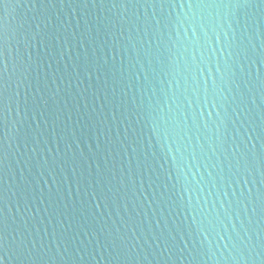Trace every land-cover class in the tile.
<instances>
[{
	"label": "water",
	"instance_id": "1",
	"mask_svg": "<svg viewBox=\"0 0 264 264\" xmlns=\"http://www.w3.org/2000/svg\"><path fill=\"white\" fill-rule=\"evenodd\" d=\"M2 264H264V0H0Z\"/></svg>",
	"mask_w": 264,
	"mask_h": 264
},
{
	"label": "snow or ice",
	"instance_id": "2",
	"mask_svg": "<svg viewBox=\"0 0 264 264\" xmlns=\"http://www.w3.org/2000/svg\"><path fill=\"white\" fill-rule=\"evenodd\" d=\"M4 31L3 28H0V133L3 131V124L5 121V107L3 102V95H4V81H3V73L6 64V54L4 50ZM3 139V136L0 135V140ZM3 156L0 154V161H2ZM7 237L5 235V231L2 226V220H0V251L3 250ZM2 264V261H0Z\"/></svg>",
	"mask_w": 264,
	"mask_h": 264
}]
</instances>
